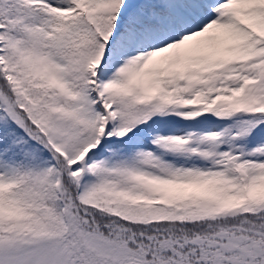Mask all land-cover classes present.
<instances>
[{
    "label": "snow or ice",
    "instance_id": "obj_1",
    "mask_svg": "<svg viewBox=\"0 0 264 264\" xmlns=\"http://www.w3.org/2000/svg\"><path fill=\"white\" fill-rule=\"evenodd\" d=\"M0 264H264V0H0Z\"/></svg>",
    "mask_w": 264,
    "mask_h": 264
}]
</instances>
